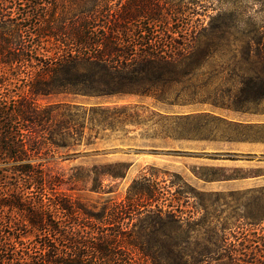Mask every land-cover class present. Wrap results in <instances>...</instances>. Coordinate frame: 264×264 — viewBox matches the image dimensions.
Returning <instances> with one entry per match:
<instances>
[{"label":"trees","instance_id":"trees-1","mask_svg":"<svg viewBox=\"0 0 264 264\" xmlns=\"http://www.w3.org/2000/svg\"><path fill=\"white\" fill-rule=\"evenodd\" d=\"M183 12L159 0H0V264H30L36 253L47 264H138L117 257L108 242L116 237L126 243L118 249L147 264H264V226L232 245L214 242L216 228L199 238V219L172 201L158 204L153 173L134 179L110 213L149 202L147 233L135 221L112 236L90 227L91 240L62 248L85 231L82 206L56 188L65 174L52 163L80 153L71 147L138 127L152 139H210L220 130L227 140L264 143V36L239 37L228 55L210 25L180 19ZM102 166H76L67 178H118L127 168ZM69 217L76 221L66 226Z\"/></svg>","mask_w":264,"mask_h":264},{"label":"rangeland","instance_id":"rangeland-1","mask_svg":"<svg viewBox=\"0 0 264 264\" xmlns=\"http://www.w3.org/2000/svg\"><path fill=\"white\" fill-rule=\"evenodd\" d=\"M165 5H177L184 10L180 19L191 18L210 25L215 42L223 38L228 43L223 49L238 50L239 37L254 38L264 36V23H256L254 16L264 17V0H159ZM225 24L231 27L228 29ZM55 100L42 98L40 103ZM133 102L137 98H129ZM95 100H90L94 102ZM145 103H151L145 100ZM207 108V106H203ZM174 110L185 111L188 108L174 107ZM229 117H244L223 111ZM256 118V117H250ZM127 128L132 129V125ZM141 127L130 130L126 136L123 132L112 134L109 138L98 139L92 145L71 147L69 152L80 151L79 154L67 158L55 156L53 165L65 174V181L56 186L67 194L75 204L82 206L85 214L78 218L84 222L85 231L72 235L73 240L63 242L62 248L70 251L79 244L89 241L90 227L100 230H116L131 228L134 221L138 226H146L154 222L146 216V206L134 210L113 214V224H108L111 211L123 201L128 186L141 175L150 176L158 182L161 192L158 204L168 201L179 205L183 216L198 220L200 234L206 237L205 231L216 228L218 235H213L216 244H236L245 239H252L262 232L264 221V143L238 140H227L226 133L217 130L210 139H152L143 135ZM162 148L163 151L153 153L150 148ZM98 150V151H94ZM60 152H64L60 150ZM127 164L123 177H102L98 181L89 178L86 181L68 180V176L76 166L91 169L93 165H105L114 162ZM108 167V166H107ZM165 198H168L165 200ZM180 214V213H179ZM98 218V220H96ZM58 224L59 216L53 219ZM76 220L69 217L66 226ZM158 227V226H157ZM96 231V230H95ZM257 234V235H255ZM222 237V238H221ZM111 238V237H110ZM146 240V238H145ZM158 240H162L158 237ZM76 241L79 244H76ZM110 248H114L117 257L131 256L138 264H147L136 251L130 252L125 241L118 237L111 238ZM34 243V244H33ZM25 249L39 251V243L26 242ZM36 248V249H35ZM129 254V255H128ZM38 253L29 259L30 264H47Z\"/></svg>","mask_w":264,"mask_h":264},{"label":"clouds","instance_id":"clouds-1","mask_svg":"<svg viewBox=\"0 0 264 264\" xmlns=\"http://www.w3.org/2000/svg\"><path fill=\"white\" fill-rule=\"evenodd\" d=\"M253 19L256 23H264V17H261L259 15L254 16Z\"/></svg>","mask_w":264,"mask_h":264}]
</instances>
